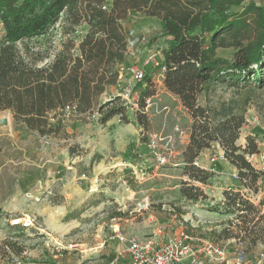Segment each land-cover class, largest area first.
I'll use <instances>...</instances> for the list:
<instances>
[{
	"label": "rangeland",
	"instance_id": "obj_1",
	"mask_svg": "<svg viewBox=\"0 0 264 264\" xmlns=\"http://www.w3.org/2000/svg\"><path fill=\"white\" fill-rule=\"evenodd\" d=\"M256 4L264 9V0H256ZM108 5L109 1L105 6ZM62 23L60 18L44 37L29 40L32 50L51 57L66 38ZM123 24L129 34L127 63L119 67L118 82L100 99L104 102L120 96L125 118L130 120L128 123L118 115L101 123L96 110L79 119L66 111L62 130L42 137L15 124L9 110L0 111V241L8 239L23 247L20 254L0 251V264H10L13 255H21L37 264L43 256L55 264H117L114 257L124 253L116 235L150 241L157 234L160 238L153 240L163 241L188 233L210 241L213 239L208 235L202 237L203 234L218 221L228 218L219 216L214 210L217 206L220 208V204L210 196H218L220 190L227 187L236 169L232 171L227 160L212 166L210 158L217 153L213 149H205L196 161L200 166L214 169V177L205 185L194 183L210 195L194 204L179 198V183L188 181L180 164L179 151L189 137L191 119L176 97L163 88L156 70L161 51L169 42L161 23L141 13H132ZM86 30L87 26L82 24L67 36L73 37L77 44ZM148 48L158 52L152 67L144 68V74H154L155 91L152 97L145 99L142 107L140 92L143 86L136 82L128 95L123 89L128 81L132 84L134 81L132 74L123 72V68H142ZM233 52L232 48L217 49V54L227 59L232 58ZM135 98L137 102L133 105ZM230 100L246 104V120L237 144L242 142L245 132L262 142L264 87L253 86L249 91L217 86L209 93L212 107ZM200 103L206 104L204 97L200 98ZM139 116L143 117V124L137 122ZM253 118L258 119V125L253 123ZM3 119L6 124L1 122ZM168 135L172 136L170 142L166 139ZM99 161L103 171L96 177L94 168ZM49 177L56 181L48 182ZM39 180H46V190L34 188V182ZM76 199L79 203H75ZM175 206H181L185 214L179 217L174 212ZM59 207L65 212L59 211ZM119 211L127 215L108 219L111 212ZM23 215L34 218V227L21 229L9 225L10 219ZM220 228L216 226L217 230ZM220 243L226 246L228 258L217 264H235L239 250H244L248 264H252L255 255L264 249V244L246 249L235 240ZM110 256L113 258L108 263ZM126 259L122 258V264ZM205 264L215 263L206 260Z\"/></svg>",
	"mask_w": 264,
	"mask_h": 264
},
{
	"label": "trees",
	"instance_id": "obj_2",
	"mask_svg": "<svg viewBox=\"0 0 264 264\" xmlns=\"http://www.w3.org/2000/svg\"><path fill=\"white\" fill-rule=\"evenodd\" d=\"M132 13L161 23L169 42L156 70L165 90L179 100L191 119L180 156L188 177L179 183L180 200L194 204L207 199L194 183L207 184L214 172L196 159L214 143L246 185L255 184L260 173L246 159V154L258 152L255 138L248 135L244 146L237 144L246 104L230 100L212 107L209 93L217 86L249 91L253 86L264 87V9L256 0H0V111L9 110L15 124L42 137L62 130L66 111L79 119L96 110L101 123L116 115L128 123L120 96L104 102L100 96L115 86L119 67L127 63L129 34L123 23ZM60 18L66 38L59 49L51 57L32 50L28 41L44 37ZM82 24L87 30L76 44L67 35ZM218 48L234 49L232 58L219 56ZM145 67L150 69L152 64ZM153 75L146 73L137 82L143 86L142 107L154 95ZM137 122L143 124V117ZM222 194L223 204L214 210L228 218L202 237L208 235L215 242L235 240L246 249L264 244L261 208L238 191L226 189ZM174 212L179 217L185 214L181 206H175ZM126 215L111 212L108 219ZM2 250L20 254L23 247L6 239L0 241Z\"/></svg>",
	"mask_w": 264,
	"mask_h": 264
},
{
	"label": "built area",
	"instance_id": "obj_3",
	"mask_svg": "<svg viewBox=\"0 0 264 264\" xmlns=\"http://www.w3.org/2000/svg\"><path fill=\"white\" fill-rule=\"evenodd\" d=\"M138 40H141V38H137V41ZM157 57L158 52L152 48H148L142 68L136 66L122 67L124 70L123 72L128 71L132 74V80L134 81L133 84L128 81L126 89H123L128 95H131L135 83L142 81L145 66L147 64H153ZM122 68L120 69L122 70ZM136 102L137 98H135L133 105H135ZM252 121L256 125L259 124L257 118H253ZM176 131L178 130L176 129ZM166 139L167 142H170L172 136L168 135ZM256 143L258 152L246 154V159L254 170L260 173L259 178L255 184L248 186L246 185V181L241 179L236 171L232 172V180L240 183L242 188L239 184L238 186L232 184L229 186V189H235V191H238L245 199L259 206L261 211L264 212V140L262 142L256 141ZM209 148L217 152L210 158L212 166H217L220 161H226L223 151L218 144L214 143ZM166 149L170 151L169 146H166ZM162 159L165 161L164 158ZM210 169L212 171L214 170L212 168ZM34 221V218L23 215L15 216V218L10 219L8 223L12 227L30 229L34 227ZM115 237L120 244H122L123 253L127 254L129 257L127 264H205L206 260L217 264L228 258L227 248L222 243L212 240H200L192 237L188 233H180L178 236L173 237L170 236L163 241H145L130 235H116ZM116 260L117 258L114 259V262H116ZM9 263L36 264L33 260L23 259L21 255H13ZM235 264H248L244 250H239L237 252ZM252 264H264V249L255 255Z\"/></svg>",
	"mask_w": 264,
	"mask_h": 264
},
{
	"label": "crops",
	"instance_id": "obj_4",
	"mask_svg": "<svg viewBox=\"0 0 264 264\" xmlns=\"http://www.w3.org/2000/svg\"><path fill=\"white\" fill-rule=\"evenodd\" d=\"M160 76H161V81H162V75L161 74H159ZM161 83V82H160ZM164 88V87H163ZM178 102H179V100L177 99V98H175ZM180 103V102H179ZM243 128V127H242ZM247 134H249V133H247V132H245V134L243 135V137H242V142L241 143H239V145H241V146H244L245 145V142H246V140H245V138H246V136H247ZM251 135V134H250ZM241 138V137H240ZM187 142H188V137H187V139H186V141H185V143H184V146H183V148L179 151V153L181 154V152L183 151V149L185 148V145L187 144ZM201 154H203V152H201L200 153V155ZM100 161L99 162H97L96 163V167L94 168V175L97 177V176H99L100 175V173H102V171H103V169L102 168H100L101 166H100ZM105 164V163H104ZM201 167H203V168H205V169H208V170H211L210 168H207V167H204V166H201ZM231 169H232V171L234 170V169H236L234 166H232L231 165ZM212 171V170H211ZM52 177H49V179L47 180L48 182H54V181H56V180H54V179H51ZM93 179V178H92ZM35 184H34V188H36V189H39L40 191H43V190H46L47 188H48V183L46 182V180H39V182L38 183H36V182H34ZM81 184H83L82 182H81ZM235 185V186H238V184L236 185V182L235 181H233L232 179L231 180H229V186L230 185ZM227 185V187L226 188H223V189H221L220 190V193H219V195L217 196V195H212V196H210V198H214V200L215 201H218L219 202V204H220V207H221V205L223 204V201H224V198H223V194H222V192L224 191V190H226V189H229V186ZM207 186H209V187H211L210 185H207ZM202 189H204L205 190V188H203L202 187ZM232 190H235V189H232ZM206 195H210V194H208V192H206V190H205V192H204ZM76 202L75 203H79V201H78V199H76L75 200ZM58 210L59 211H63V212H65V209L63 208H58ZM219 216H224V217H227L226 215H222V214H219ZM224 220H226V219H224ZM221 221V220H220ZM220 221H218V222H220ZM190 225V224H189ZM192 225V224H191ZM185 228H187V226H185ZM154 233H156L155 232V230H154ZM156 235V237H154V238H152L151 240H153V239H159L160 238V236L159 235H157V234H155ZM124 257H127V261H126V263L125 264H127L128 263V261H129V257H128V255L127 254H121V253H119L117 256H115L114 257V259L115 258H117V260H116V262H117V264H122V258H124ZM48 259V258H47ZM46 259V256H43L42 258H40L39 259V261H38V264H55V262L53 261V260H47ZM34 262H36V261H34ZM36 264H37V262H36Z\"/></svg>",
	"mask_w": 264,
	"mask_h": 264
},
{
	"label": "water",
	"instance_id": "obj_5",
	"mask_svg": "<svg viewBox=\"0 0 264 264\" xmlns=\"http://www.w3.org/2000/svg\"><path fill=\"white\" fill-rule=\"evenodd\" d=\"M1 122H2L3 124H6V123H7L5 119L1 120Z\"/></svg>",
	"mask_w": 264,
	"mask_h": 264
}]
</instances>
